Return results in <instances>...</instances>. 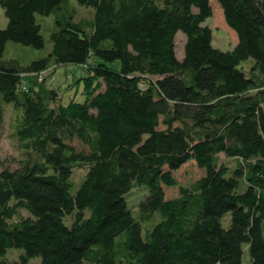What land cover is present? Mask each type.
<instances>
[{"label":"trees","instance_id":"16d2710c","mask_svg":"<svg viewBox=\"0 0 264 264\" xmlns=\"http://www.w3.org/2000/svg\"><path fill=\"white\" fill-rule=\"evenodd\" d=\"M74 1L92 13L0 0V118L9 106L19 148L0 167V264H239L242 243L264 264V0H215L236 37L222 49L202 22L211 0ZM50 12L45 53L3 56L7 40L43 46ZM69 62L84 95L62 102L41 71ZM185 162L200 173L178 181ZM133 186L145 193L126 206Z\"/></svg>","mask_w":264,"mask_h":264},{"label":"rangeland","instance_id":"374dc122","mask_svg":"<svg viewBox=\"0 0 264 264\" xmlns=\"http://www.w3.org/2000/svg\"><path fill=\"white\" fill-rule=\"evenodd\" d=\"M75 12L74 18L80 16H89L92 13L93 7L91 5H86L83 3L75 2ZM210 7L212 8L211 13L206 15L202 22L208 24L211 30V40L212 44L219 48H230L236 42L235 32L233 29L226 24L222 16V8L215 2L211 0ZM38 18L41 21V32L45 38L44 45L41 47H33L27 43H21L16 40H7L4 47L3 56L6 57H16L19 61L25 63L28 59L35 57V55L43 54L46 52L47 48L50 45V40L47 38V29L52 23L53 16L52 13L39 14L37 13ZM6 21L5 16L2 12V7L0 6V27L4 25ZM174 35L175 43V54L177 57L182 56L183 40L185 37L184 32L181 29H177ZM248 62H244V68H246ZM85 69L74 62L69 63H58L50 70H42L41 73L44 74V79L47 85L55 87L59 93V98L62 102H65L68 98L72 97L77 100H81L84 95L82 91V80L79 82L75 81L76 77L80 76L81 73H84ZM10 107L6 106L5 111H2V117L0 118V167L4 164L8 166L15 165L16 159L19 156V148L16 143L14 135L10 134L11 132V112ZM221 158H223L220 155ZM228 164H232V159H225ZM85 168L81 166H76L71 173L72 182L71 188L74 189L79 183L81 176H83ZM177 178L178 181L186 182V180L191 179V177L200 173L199 169L195 167L192 162L183 163L178 169ZM74 180V181H73ZM174 190L170 188L167 190V193H171ZM145 193V189L140 186L131 187L124 194V200L126 206H136L137 200L141 198ZM24 210V209H23ZM27 214L28 212L24 210ZM65 216H63L64 218ZM65 221L68 218H64ZM229 212H225L221 218L220 223L226 227L228 225ZM261 233L264 234V219L261 221ZM142 233V232H141ZM20 247L7 246L4 253L2 254L6 259H17L20 252ZM241 259L239 264H249V257L247 255L246 244L242 243L241 249ZM39 257L37 255L30 256L27 261V264H38Z\"/></svg>","mask_w":264,"mask_h":264}]
</instances>
